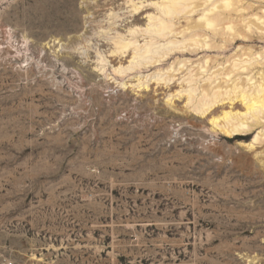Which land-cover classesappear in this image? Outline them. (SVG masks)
Segmentation results:
<instances>
[{"label":"rangeland","instance_id":"1","mask_svg":"<svg viewBox=\"0 0 264 264\" xmlns=\"http://www.w3.org/2000/svg\"><path fill=\"white\" fill-rule=\"evenodd\" d=\"M40 1L0 0V264H264V145L240 143L254 133L108 87L94 30L123 0H76L69 25ZM241 47L264 54V38L218 58Z\"/></svg>","mask_w":264,"mask_h":264},{"label":"bare ground","instance_id":"2","mask_svg":"<svg viewBox=\"0 0 264 264\" xmlns=\"http://www.w3.org/2000/svg\"><path fill=\"white\" fill-rule=\"evenodd\" d=\"M75 1L41 0L42 14L46 11L58 24H73ZM111 4H106V22L93 29L109 46L104 53L96 49L92 57L94 72L105 78L108 87L131 92L134 103L145 100L150 104L160 95L167 106L181 104L183 112L204 118L210 132L227 138L254 133L248 142L240 143L253 150L264 145L263 52L241 47L218 58L236 38L254 33L264 38V0H123L125 6ZM122 8L126 11L120 13ZM121 14H128L125 18L130 20L119 29L113 19ZM27 40L23 37L22 41ZM55 40H50L55 46L52 52L62 46ZM214 51L216 55L209 54ZM200 52L201 57L191 60V54ZM76 75L82 82L81 74ZM260 257L253 255L249 261L257 259L258 263Z\"/></svg>","mask_w":264,"mask_h":264},{"label":"built area","instance_id":"3","mask_svg":"<svg viewBox=\"0 0 264 264\" xmlns=\"http://www.w3.org/2000/svg\"><path fill=\"white\" fill-rule=\"evenodd\" d=\"M0 33L3 35H6L7 37H14L12 36V31L9 27L0 26ZM15 42L18 41L16 38H14ZM17 44L20 45V42Z\"/></svg>","mask_w":264,"mask_h":264}]
</instances>
